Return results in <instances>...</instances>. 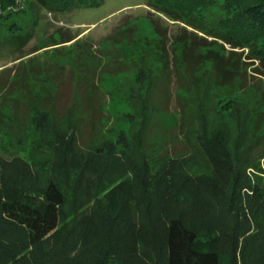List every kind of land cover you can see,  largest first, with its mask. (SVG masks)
Listing matches in <instances>:
<instances>
[{"label": "rangeland", "instance_id": "obj_1", "mask_svg": "<svg viewBox=\"0 0 264 264\" xmlns=\"http://www.w3.org/2000/svg\"><path fill=\"white\" fill-rule=\"evenodd\" d=\"M151 12L146 0H101L95 8L69 12H50L36 0L0 7V157L27 159L33 140L67 134L69 120L80 119L81 152L114 149L103 165L113 185L133 178V165L136 175L144 166L152 194L162 197L156 176L167 171V198L181 185H172L176 174L207 178L217 207H210L211 217L219 212V223L231 224L224 211L241 206L256 233L247 210L253 188H264V59L220 41L209 44L210 38ZM214 61L230 70L225 78ZM71 106L74 116L63 118ZM199 135L211 142L221 136L235 169L246 177L248 187L231 209V190L216 183L196 150ZM59 147L54 141L45 147L50 160L37 167V189L48 167L54 171L61 164ZM106 190H91L88 213L101 214ZM64 212L70 222L69 208ZM146 237L138 238L137 250Z\"/></svg>", "mask_w": 264, "mask_h": 264}, {"label": "trees", "instance_id": "obj_2", "mask_svg": "<svg viewBox=\"0 0 264 264\" xmlns=\"http://www.w3.org/2000/svg\"><path fill=\"white\" fill-rule=\"evenodd\" d=\"M15 1L0 0V7L6 10ZM36 2L50 12H69L95 8L101 0ZM146 4L151 14L191 28L210 38L209 44L220 41L264 59V0H146ZM212 64L222 77L230 73L220 61ZM230 108V103L221 106L222 111ZM73 110L69 107L63 118L71 119ZM70 121L72 131L55 134L51 140L60 145L62 162L57 170L48 167L50 177L40 188L34 186V177L38 165L50 160L45 152L50 140L42 136L33 140L27 159L0 157V264H264V188L257 185L249 198L247 211L256 233L250 231L241 206L239 212L224 211L231 224L223 226L219 212L211 217L210 207L217 209L208 185L211 180H182L176 174L172 185L177 181L181 185L167 198L165 188L172 180L167 171L156 176L165 187L160 188L162 197L152 194L144 166L136 175L133 165V178L115 186L103 166L114 158V149L101 145L81 152L80 119ZM196 150L216 183L231 190L227 206L231 209L247 180L235 169L223 138L211 142L199 135ZM97 188L107 189L102 215L86 211L91 190ZM66 208L72 219L65 223ZM145 235L149 241L137 250L138 238ZM157 243L160 249L155 248Z\"/></svg>", "mask_w": 264, "mask_h": 264}]
</instances>
